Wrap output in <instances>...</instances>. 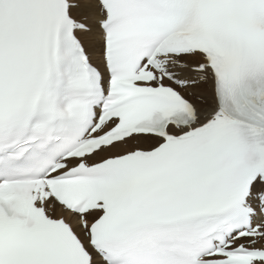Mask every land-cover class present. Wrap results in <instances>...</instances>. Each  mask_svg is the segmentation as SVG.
Wrapping results in <instances>:
<instances>
[{"label": "snow or ice", "instance_id": "1", "mask_svg": "<svg viewBox=\"0 0 264 264\" xmlns=\"http://www.w3.org/2000/svg\"><path fill=\"white\" fill-rule=\"evenodd\" d=\"M0 264H264V0H0Z\"/></svg>", "mask_w": 264, "mask_h": 264}]
</instances>
